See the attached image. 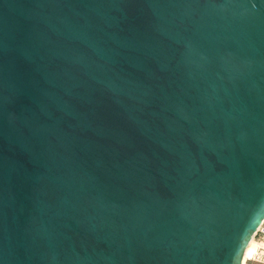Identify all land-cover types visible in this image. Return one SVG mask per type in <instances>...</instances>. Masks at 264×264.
<instances>
[{"label": "water", "instance_id": "95a60500", "mask_svg": "<svg viewBox=\"0 0 264 264\" xmlns=\"http://www.w3.org/2000/svg\"><path fill=\"white\" fill-rule=\"evenodd\" d=\"M264 222V0H0V264H242Z\"/></svg>", "mask_w": 264, "mask_h": 264}, {"label": "rangeland", "instance_id": "374dc122", "mask_svg": "<svg viewBox=\"0 0 264 264\" xmlns=\"http://www.w3.org/2000/svg\"><path fill=\"white\" fill-rule=\"evenodd\" d=\"M254 242L257 245V253L255 255V257L252 260H246L247 264H264V247L263 245V241L261 238H258L257 236L254 237ZM254 250H252L251 252H253Z\"/></svg>", "mask_w": 264, "mask_h": 264}, {"label": "bare ground", "instance_id": "6f19581e", "mask_svg": "<svg viewBox=\"0 0 264 264\" xmlns=\"http://www.w3.org/2000/svg\"><path fill=\"white\" fill-rule=\"evenodd\" d=\"M258 245V244H257ZM257 245L254 242V237L250 240L245 252H244V256H243V261L242 264H244L245 260H252L256 253H257ZM264 247V245H262ZM257 249V250H256ZM252 250H254L253 252H251Z\"/></svg>", "mask_w": 264, "mask_h": 264}, {"label": "built area", "instance_id": "2783aa9c", "mask_svg": "<svg viewBox=\"0 0 264 264\" xmlns=\"http://www.w3.org/2000/svg\"><path fill=\"white\" fill-rule=\"evenodd\" d=\"M264 223V222H263ZM258 237V238H261L262 239V241H263V245H264V232H261L260 231V228L258 229V231H257V233H256V235L254 236V237Z\"/></svg>", "mask_w": 264, "mask_h": 264}, {"label": "clouds", "instance_id": "9594fccd", "mask_svg": "<svg viewBox=\"0 0 264 264\" xmlns=\"http://www.w3.org/2000/svg\"><path fill=\"white\" fill-rule=\"evenodd\" d=\"M260 231L264 232V223L260 225ZM244 264H247V261L245 260Z\"/></svg>", "mask_w": 264, "mask_h": 264}]
</instances>
